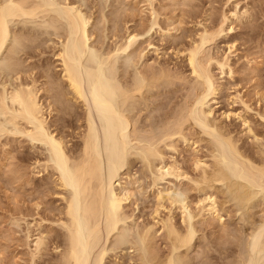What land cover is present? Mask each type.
I'll return each mask as SVG.
<instances>
[{"label": "bare ground", "instance_id": "bare-ground-1", "mask_svg": "<svg viewBox=\"0 0 264 264\" xmlns=\"http://www.w3.org/2000/svg\"><path fill=\"white\" fill-rule=\"evenodd\" d=\"M251 11L252 9L247 6L241 10L239 2L232 0L229 15L223 14L222 19L211 28L203 26L198 32L197 39H192L183 50L192 74L191 80L187 74L182 76L184 72L177 74L175 71L174 74V70L166 69L165 66L161 69L159 66V70L155 69L153 61L144 62L145 64L142 62V66L141 61L146 53L135 46L139 38L137 29L130 30L126 27L127 34L120 37L124 41H118L120 43H116L112 49L101 50L91 43L92 36L97 31L90 30V17L79 5L70 0H0V72L13 79L10 82L7 79L0 80V137L6 133L20 134L26 136L32 147H43L46 150L47 155L43 163L42 158H37L36 161L33 160L35 166L32 168L42 167L38 168V173L50 171L51 168L54 177L52 181L56 187L61 188L56 192L64 202L62 207L57 206L58 217L55 220L49 217L51 219L49 222L55 223L58 229L54 225L45 226L49 215L45 218V215H39V211L33 209L32 212H36L33 216L37 214L40 218L34 217L35 219L32 218L31 221L28 217L25 218L26 216L12 219V224L18 227L25 224L23 231L24 243L27 246V264L110 262H106L108 242H113L112 245L115 246L121 245L125 243L129 234V229L124 227L122 222L130 216L124 213L126 206L124 202L131 198L132 191L126 190L124 195L118 193L114 188V182L120 176L131 154H138L143 162L145 161L154 187L158 180L166 177L180 181L185 179L191 183V189L198 191L199 194L196 201H192L188 188L182 195L163 189L156 191L158 205L154 207V212H160L159 208L163 206V202L168 201L170 211L175 206L181 212L184 227L176 225L171 213L165 219L160 218L161 220H155L156 216L152 217L155 221L151 226L145 225L140 229L137 226L138 230L135 232L137 239L135 234L134 236L138 241L133 239L135 242L132 243L136 250H142L140 256L138 255L139 264H184L183 255H178L177 251L182 248L188 249L192 245L198 229L195 219L210 216L222 223L220 205L223 206L231 200L245 209V213L251 214L248 215L249 218L253 217L249 212L250 206L254 205V199L258 195L264 196V151L261 150L263 157L262 155L259 157L258 154H256L258 158L251 155L248 150L241 147L238 142L240 139L226 131L219 119L215 121L210 118L213 112L210 102L217 103L219 93L223 89V81L215 80L212 66L215 65L221 72L226 71L232 75L230 61L236 51V45L232 41L233 43L228 45V50L221 55H212L211 48H208L212 41L234 29V20L251 19L254 16ZM151 14L154 15L151 24L153 28L158 24L156 19L158 14H155L154 10ZM37 19L41 21L38 20L40 23L38 29L41 25L45 35L47 32L52 33L61 40L58 50L54 51L60 66V73L57 76L51 71L52 64L41 65L42 70L40 67L35 70V66L30 69L32 68L30 64L25 66L27 59L20 57L25 49L27 51L34 46L36 48L38 43L37 49L42 47L43 39L40 40L39 35L32 33L36 29L29 30L30 32L25 30L29 21L31 23ZM17 20H24V23L21 22L25 25V27L21 25L23 29L14 27L15 22L18 24ZM118 21H115L112 27L113 36L117 37L121 30ZM34 48L32 51L37 50ZM30 49L26 52L27 55L25 53L24 55L29 54L31 57ZM129 49L127 60L134 66L130 74L128 67L121 68L118 57L120 52ZM158 50L155 49L156 52ZM34 71H38L37 74L45 80L39 82V79L33 76ZM24 75L27 79L23 80ZM176 79L185 84L191 83L189 90L187 89L188 94L182 99L181 107H178L179 111L177 108L174 109V114L171 111L172 115L170 114L168 118L166 115V121L162 122L161 128H156L159 133L152 128L142 131L134 113L137 114L135 111L138 107L140 110L145 91H152L163 81L174 84L173 81ZM237 92L233 95V101L238 102L240 99L244 106H248ZM262 96L264 97V93ZM241 114L230 110L221 112L222 118L232 116L240 118L243 124L247 125L249 133H253L257 139V134ZM193 126H197L199 132L205 136H199L197 131L192 133L193 136L198 135L193 143L206 141L208 156L211 159L207 161L195 155L192 164L196 173L190 174L181 167L174 156H170V161H165L161 144L177 150L176 143L181 139L188 141L190 145ZM66 127L77 130L72 134L68 133L74 134L72 138L79 139L77 142L71 143L70 138L68 139ZM195 127L193 128L196 129ZM11 173L14 175L13 179L21 176L18 168ZM26 180L28 184L31 183V179ZM44 205V201L37 200L32 206L35 210L42 211ZM226 207L224 205L222 209L227 211L230 208ZM55 209L56 207L47 210L53 211L52 213L56 215ZM47 210L44 209L45 212ZM32 212L30 211V215ZM158 224L165 231L166 239H169L167 242L171 244L164 256H162L164 251L160 255L161 249L157 248L152 232ZM260 224L261 226L251 233L252 238L241 243L240 262L237 260L236 263L264 264V217ZM55 231L57 234L54 236ZM50 243L51 251L55 252L57 259L46 262L44 256L49 255L47 251ZM110 264L121 263L115 260Z\"/></svg>", "mask_w": 264, "mask_h": 264}, {"label": "rangeland", "instance_id": "rangeland-1", "mask_svg": "<svg viewBox=\"0 0 264 264\" xmlns=\"http://www.w3.org/2000/svg\"><path fill=\"white\" fill-rule=\"evenodd\" d=\"M70 1L79 5L90 17L91 21L89 28L91 31H93V29L97 31V33L92 36L91 43L93 42L92 44L96 45L101 50L106 51L112 49L116 43L118 44L124 41V39L122 40L120 37H124V35L127 34L126 27L130 30L137 29L139 38L137 39L135 46H138L143 53H146H144L145 56L142 58L141 65L142 62L145 64L144 62L151 63L153 61V67L155 69L157 68V70H159V66L160 69L165 66L167 67L166 69L169 68L171 71L174 70L173 72L177 71V74L178 72H184L182 76L187 74L191 80L192 74H190V67L184 56L183 50L192 42V39H197L198 32L204 25H207L209 28H211V26L213 27V25H216V23L222 19L223 14L227 13V15H229L230 10L232 9V0ZM237 1L239 2V8H241V10L247 6L250 10L252 9V16L253 14L254 16H251V19L234 20V29L228 34L218 37L216 41H212L213 43H210L208 46V48H211L210 52L212 55H221L228 50L227 48L230 43L235 42L236 45V51L232 55L230 61L233 70L232 75L226 71L221 72V70L215 65L212 66L215 80L223 81V89L219 93L217 99L219 102L217 100V103H214L213 101L210 102V106H213V112L210 118L215 121H218L219 119V122H221V125H224L226 131L234 135L235 138L240 139L238 142L244 150H248L247 152L251 155L253 154V156H256V154L259 156L262 155L261 150L264 151V97L262 96L264 93V0ZM153 10L155 14H158L156 18L158 24L151 28L152 19L154 17V15L151 14ZM38 20L41 22L40 19L33 20L31 23L29 21L28 24H26L25 21V30L28 32L29 30L33 31L36 29L35 32L33 31L32 33L39 35L40 40L43 39L41 40V44L43 41L42 47L40 46L41 48L37 49L39 43L36 42L38 45L36 48H34L35 46L33 47L35 50L37 49L36 51H32L33 48H29L32 52H30L31 57L29 54L26 56V52L29 51V49H27V51L25 49V52H23L26 55L22 52L23 54L21 53L22 56L20 57L24 60L27 59L25 66L30 64V67H32L30 69H33V66H35V70L39 69L37 67H40L42 70L43 64H52L51 66H53V68L51 71L57 76L60 73V66L54 55V51L58 50L61 40L52 33L50 34L47 32L48 34L46 33L45 35L41 25L39 30L37 28L40 24L38 23ZM117 20H119V30L121 28V36L118 35V37L115 35L113 36L112 28L114 22ZM19 21L17 22L18 24L15 22L13 25L16 29L17 27H20L19 30H21L25 27V25L21 23H24V20H21L20 23ZM35 23H37V25ZM21 25L24 27L22 28ZM40 40L37 39L39 42ZM44 40H46L47 43L44 42ZM36 43L34 45H36ZM155 47L159 49L157 52L155 51ZM129 51L130 49L120 52L118 57L120 58L119 62L121 64L119 63V65L121 68L123 66L125 69L128 67L127 70L130 74L134 66L132 62L127 60V58L129 59ZM27 69H29V67ZM37 72L38 71H34L33 76L35 75V77L39 79V82L40 80L41 82L44 81L45 79L40 77ZM174 74H176V72ZM0 76V80L7 79L8 82L11 80L13 81V79L4 72H0ZM22 79L24 80L27 78L24 75ZM178 81L179 80L177 79L175 82L173 81L175 85L163 81L160 82L159 86L153 88L152 91H145L144 99L143 101L141 100L142 104L140 105V110L138 107L135 111L137 114L133 112L134 116L139 120L138 124L142 131H144V129L148 130L152 128L158 132L159 130L157 131V129H160V126L163 125L162 122L166 119V115H168V118L171 111L172 114H174L173 112L177 110L179 106L181 107L180 104L183 101L182 99L188 94L187 89L189 90L191 83L185 84ZM236 91H238V94L240 93L241 99H243L248 105H245L247 108L240 99H238V102L233 101L232 98L233 95L236 94ZM224 110L242 113L241 115H244L247 119V122L250 124L253 132L257 134L258 138L256 139L253 133H249L247 125L243 124V121L240 118L235 116H232L231 118H222L221 112ZM193 127L191 131L192 136L190 135V145L188 141L181 139L178 142L177 139L175 141L177 142V150H173L168 146L161 144V148L165 154V161H170V156H174L180 163L181 167L187 170L190 174L196 173L192 164L195 155L199 157L201 156L207 161L211 159V157L208 156V143L206 141H202L198 144L193 143L198 135L195 134L196 136H193L194 134L192 133L197 131L199 136L205 137L199 132L197 126L195 127L196 129ZM68 129L67 127L65 129L68 131L65 132L67 134L69 132H71V134L72 132H77L73 127H68ZM189 130L190 129H188V132ZM11 134L12 133H6L0 137V264H27V246L24 243L25 224L23 223L21 227H18L17 225L12 224V219L15 217L23 218L26 216L25 218L28 217V220L31 221L34 217H37V219L40 218L37 214H34L33 216V213H36L32 212L34 210L39 211V215H45V218L46 215H49L47 216L48 220L45 221V226L53 227L52 225H54V227H57L55 223L49 222L51 221L49 217H53L54 219H52L55 220V218L58 217L57 206L62 207L64 202L60 195L57 194L61 188L56 187L55 183L52 181L53 175L51 173V168H49L50 171L44 170L41 171V173L37 172L40 166L33 169V166H35L33 160L36 161L37 158H42L41 161L43 163V159L46 158L47 155L46 150L43 147H32L27 141L26 136ZM73 135L68 134V139L70 138L71 143L79 140L76 137L72 138ZM8 151L10 153H8ZM258 152H261V154ZM137 156L138 154L129 155L126 166L121 170L120 178L118 177L114 182V188L118 193H123L124 195L126 190L128 191L130 189V192L132 191L131 198L124 202L126 205L124 207V213L126 212L130 216L122 222L123 225H125L124 227L129 229V234L125 243L117 245L119 248L112 245L113 242H108L109 250L106 256V262H110H107V264H110L111 261L114 262L115 260H119L121 264H139L138 257L142 250L140 251V249H137L139 250L137 251L133 243L138 241L136 240L137 234H135V232L142 226H151V224H154L155 220H161L160 218L165 219L171 213L176 225L179 227L182 226V228L184 227L181 212H179V209L175 208V206L172 208V211H170L168 201L163 202V206L159 208L160 212H154V207H157L158 205L156 197V191H158V189H163L168 192L170 191L175 194L181 193L182 195L184 194V190H187L188 188V191L190 190L188 193L192 201H196V198L199 195L198 191L191 189V183L185 179L180 181L172 177H166L158 180L154 187L152 176L146 169L145 161L143 162V160ZM258 156L256 157L258 158ZM261 157H263V155ZM17 168L21 176H19L18 173L17 175L20 178H15L16 181L13 179L14 175L11 171L14 169L17 170ZM39 174H41L42 177L39 176ZM27 178L31 179L30 184L27 183ZM226 194L227 193H225V195ZM219 197L221 198L222 196L220 195ZM263 197L264 196H261L260 194L254 199V205L250 206L249 209V212L253 215V217L250 216V218L248 215L251 214L245 213V209L240 208L238 203L234 200L224 204L227 206L226 208L230 207L227 211L226 209H222L224 205H220L221 214L223 216L222 223L221 221H218L219 219L211 218L210 216L205 219L197 217L195 221L196 228L198 229L192 245L188 249L182 248L177 251L178 255H183L184 264H238L236 261L238 260L240 262L241 243H244V240L245 242H248L249 238H252V234L255 230L261 226L260 223H262L264 217ZM37 200L44 201L45 205L43 208L45 211L56 207L54 210L56 215L52 213L53 211L49 212L47 210V212H45L43 208L42 211L35 210L32 205L34 201ZM193 203L192 206H194ZM30 211L32 212V215H30ZM154 216L157 217L155 220L152 218ZM56 229H58V227ZM153 230L155 244H157V248L161 249L159 251L161 252L160 255L164 251L162 255L164 256V254L168 253L171 247V244L167 242L169 239H166L167 235L159 224L156 225ZM56 234L55 231L54 236ZM113 238L114 237H112L111 240H113ZM48 249L50 252L47 251L49 255H45L46 257L44 256L45 261H55L57 258H55V252L51 251V243L49 244Z\"/></svg>", "mask_w": 264, "mask_h": 264}]
</instances>
